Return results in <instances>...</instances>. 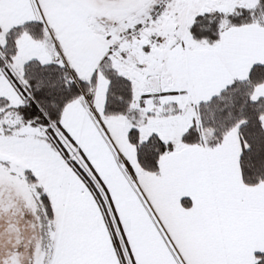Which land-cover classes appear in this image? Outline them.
<instances>
[{
  "label": "snow or ice",
  "instance_id": "snow-or-ice-1",
  "mask_svg": "<svg viewBox=\"0 0 264 264\" xmlns=\"http://www.w3.org/2000/svg\"><path fill=\"white\" fill-rule=\"evenodd\" d=\"M0 264H264V0H0Z\"/></svg>",
  "mask_w": 264,
  "mask_h": 264
},
{
  "label": "rangeland",
  "instance_id": "rangeland-1",
  "mask_svg": "<svg viewBox=\"0 0 264 264\" xmlns=\"http://www.w3.org/2000/svg\"><path fill=\"white\" fill-rule=\"evenodd\" d=\"M28 221H21V228H20V234H21V242L26 246L28 239L30 237V228L27 227ZM15 235V233H13Z\"/></svg>",
  "mask_w": 264,
  "mask_h": 264
}]
</instances>
